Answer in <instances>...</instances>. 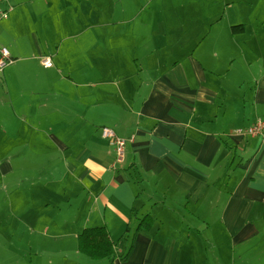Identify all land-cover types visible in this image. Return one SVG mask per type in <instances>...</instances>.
Segmentation results:
<instances>
[{
  "label": "crops",
  "instance_id": "1",
  "mask_svg": "<svg viewBox=\"0 0 264 264\" xmlns=\"http://www.w3.org/2000/svg\"><path fill=\"white\" fill-rule=\"evenodd\" d=\"M0 13V264H108L77 248L99 227L113 264H264V131L240 133L264 124V0ZM101 128L131 140L120 164Z\"/></svg>",
  "mask_w": 264,
  "mask_h": 264
},
{
  "label": "trees",
  "instance_id": "2",
  "mask_svg": "<svg viewBox=\"0 0 264 264\" xmlns=\"http://www.w3.org/2000/svg\"><path fill=\"white\" fill-rule=\"evenodd\" d=\"M134 210L131 211V216H135ZM153 226V220L149 216H145L138 220V225L131 237L132 241L134 237L140 232H148ZM128 230H126V233ZM78 251L94 261L107 260L108 264H113L116 256L114 253L113 244L110 241L109 234L104 227L99 228H87L82 230L77 238ZM131 247L126 254L120 258L121 262L126 261Z\"/></svg>",
  "mask_w": 264,
  "mask_h": 264
},
{
  "label": "built area",
  "instance_id": "3",
  "mask_svg": "<svg viewBox=\"0 0 264 264\" xmlns=\"http://www.w3.org/2000/svg\"><path fill=\"white\" fill-rule=\"evenodd\" d=\"M3 0H0V2ZM7 18V13H0V21L5 20ZM12 60L7 52V50L3 47H0V73L3 69L11 64ZM42 66L45 68H50L51 64L49 60H44L42 62ZM264 131V124L260 121H256L253 125H251L247 130L241 132V134L250 136V137H257L261 136ZM101 137L107 141L108 145L113 149L115 155V163L120 164L124 158L125 147L128 142L131 140H124L116 136V134L108 129V128H101L100 129Z\"/></svg>",
  "mask_w": 264,
  "mask_h": 264
},
{
  "label": "rangeland",
  "instance_id": "4",
  "mask_svg": "<svg viewBox=\"0 0 264 264\" xmlns=\"http://www.w3.org/2000/svg\"><path fill=\"white\" fill-rule=\"evenodd\" d=\"M19 247H22V245H20ZM15 260H16V264H22V261H21V258L19 257V253H15ZM28 260V256L26 258H24V261H27Z\"/></svg>",
  "mask_w": 264,
  "mask_h": 264
}]
</instances>
